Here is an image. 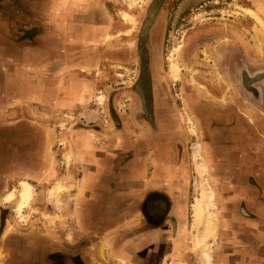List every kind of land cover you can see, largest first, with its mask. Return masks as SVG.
Wrapping results in <instances>:
<instances>
[{
  "label": "crops",
  "instance_id": "crops-1",
  "mask_svg": "<svg viewBox=\"0 0 264 264\" xmlns=\"http://www.w3.org/2000/svg\"><path fill=\"white\" fill-rule=\"evenodd\" d=\"M26 1L31 31L0 34V129L23 135L0 148V189L25 179L34 196L23 221L14 212L18 219L5 223L4 263L201 264L189 242L188 202L202 179L189 150L174 143L168 122L154 128V118L142 120L133 95L126 118L93 106L100 80L85 72L105 54L95 33L105 24L97 0H65L59 11L57 0ZM11 22L1 11L2 32ZM245 102L230 98L217 108L212 99L196 113L218 219L210 264H264V101ZM62 113L73 120L65 121L63 149L56 145ZM56 183L65 187L51 196ZM8 223L13 231H5Z\"/></svg>",
  "mask_w": 264,
  "mask_h": 264
},
{
  "label": "rangeland",
  "instance_id": "rangeland-1",
  "mask_svg": "<svg viewBox=\"0 0 264 264\" xmlns=\"http://www.w3.org/2000/svg\"><path fill=\"white\" fill-rule=\"evenodd\" d=\"M254 1L256 0H166L165 3H162L163 6L158 11L157 17L151 25L148 34L149 41L146 43L148 51L147 61L152 82L153 104H150L154 114L152 127L159 128L160 124L165 126V123L168 122V130L178 137L174 140V143L181 148L184 146V149L189 150L190 158L196 162V170L202 159L206 164L203 172H200L199 169L197 170L198 175L202 179L199 193L190 197L188 202L191 204L189 206L192 212V219L189 217V223L191 222V229H193V231L189 232V242L191 246L193 245L191 249H194L193 251L196 250V253L198 251L199 256H201V264L211 263L212 241L216 239L218 219L216 213L211 210L215 208L213 202L214 191L206 177L208 173V158L204 153V148L198 135L201 127L198 126L196 113H200L198 104L202 108H207V103L209 101L212 102V99H214L217 102L215 104L217 108L224 107L225 105H221L219 101L225 100L229 102L230 98L234 100L238 98L239 100V97L245 95L242 92L245 89L234 86L238 85L235 81L239 77L237 69L243 65L242 59L247 63L248 73L251 75L257 69H264V29L247 11L248 9L254 11L264 22V1L256 3ZM36 2L47 3V1L41 0H36ZM139 2L143 3L145 0H97L95 6L98 11L102 12L104 22L109 25L110 33L114 36L108 32L106 23L100 27V33L95 32L96 36L99 34L101 41H104L101 46L105 54L103 53L101 56L99 67H96L99 70V74H96L98 71L95 67L93 70L90 68L89 71L85 72L88 78L98 75L97 79L100 80L98 82L100 83L99 90L105 95L104 97L101 93H97L95 101L98 103L93 106H98L101 110H104L103 107L106 105L112 111H115V109L116 111L119 110V115L124 118L127 117L131 110V107H128L130 101L128 97L131 96L127 90H131L129 84L139 72L141 59L138 55H136L135 59H131L133 41L131 39L127 40L123 36L131 35L137 26V18L140 15L139 12H142V8L135 6L134 12L136 15L131 12V9ZM0 3H2L0 12L7 13L12 19V27H8V34L2 32L5 30V23H0L2 39L6 36H10V38L20 37L17 34L21 35L31 31L32 12L30 9L28 11H23L22 9L32 3L26 0H13L9 3L1 0ZM3 3L6 4L3 5ZM38 3H36V6H38ZM60 3L64 4L65 0H57L56 9L58 11L63 5ZM143 6H145L144 3ZM123 12L130 16L132 15L135 23H131L130 20L126 21L123 18ZM122 22L125 25H122ZM124 27L126 29L117 33L119 29ZM135 33L138 39L139 30L136 29ZM129 37L131 38V36ZM29 42L30 45L32 41ZM241 53L245 55L242 56L240 55ZM234 54L237 55L236 59ZM245 56L246 58H243ZM230 59L234 64H232L233 66L230 65L229 71ZM175 62H178L177 64L179 65V70L176 74L171 71L172 63ZM229 74L232 77L230 83L226 81L229 78ZM229 79L231 80V78ZM233 80L235 81L233 82ZM255 86L264 95V82H257ZM119 91L121 92L120 94ZM248 105L250 104L248 103ZM231 106L235 109L241 105L232 103ZM28 112V116L34 119L35 111L29 110ZM15 116L16 113L10 117ZM89 117L87 115V118ZM0 132L4 138V134H6V137L10 135L11 138L17 137L19 142L23 140V135L15 127L9 128L1 125ZM40 142L42 145V135L40 136ZM21 181L29 183L25 179L19 180L17 196L16 188H12L3 198L4 202L12 200L15 202L16 210L13 209V204L8 206L6 203L3 206L6 209V216L14 221L18 219L14 216L15 211L20 218H24L22 210L30 205L34 196L32 188L31 199L25 207L20 208L19 193L21 191ZM14 182L11 181V183ZM64 187L63 184L56 183L50 189L49 194L54 196L63 190ZM206 191L207 194L209 193L212 196L210 201H207L206 197L203 198ZM10 193H13L11 197L9 196ZM15 196L16 199H14ZM196 201L201 202L203 210L201 222L200 224L197 223L199 224L197 226L193 209ZM209 213L212 214L210 218H208ZM207 219H212L210 221L214 223L213 235L211 233L206 235L205 233L204 226ZM13 220L12 222H14ZM13 230V224L8 223L5 231L10 232ZM203 242L204 246H202ZM5 254L6 250L0 248V258L4 257Z\"/></svg>",
  "mask_w": 264,
  "mask_h": 264
},
{
  "label": "flooded vegetation",
  "instance_id": "flooded-vegetation-1",
  "mask_svg": "<svg viewBox=\"0 0 264 264\" xmlns=\"http://www.w3.org/2000/svg\"><path fill=\"white\" fill-rule=\"evenodd\" d=\"M165 1L166 0H145V2H143L145 4V6H143L142 2H139V3L135 4L133 6V8L131 9V12L134 13L135 15H136V13L134 12L135 6H139V7L142 8V12L141 11L139 12L140 15L138 16V18L136 17L137 18V26H136L135 30H133L134 32H132V34L129 35V36H131V38L129 36H123V37L127 38V40L131 39L133 41V44L131 45V59H135L136 55H138L140 57V59H141V64L139 66V72L133 78V80H131V83L129 84V87H130L131 90H127V91L130 92V94L128 93L130 96L133 95L139 100V103H140L139 106L141 108V110H139V112L141 114L145 113L144 114L145 118L142 115V117H143L142 120H144L146 123L148 122V124L151 123V120H148V119L149 118H153L154 114H153V108L150 107V104L151 103L153 104L152 91H151L152 90V86H151L152 82H151V76H150L149 63L147 61V58H148V53L147 52L148 51L146 49V43H148V41H149L148 34H149V31H150L151 25L154 22L155 18L157 17L158 11L160 10V8H162V6H163L162 3H165ZM263 1L264 0H256V1H254V3L263 2ZM252 9H254V8H252ZM101 16H102V19L104 20L102 12H101ZM122 25H125V24L122 22ZM107 26H108V32L110 33L109 25L107 24ZM124 29H126V28L124 27L123 29H119L117 31V33L120 30H124ZM136 29L139 30L138 39L136 38V33H135ZM110 35H112V33H110ZM112 36H114V35H112ZM225 39H227V38H225ZM103 42L104 41H101V45L103 44ZM126 45H127V43H126ZM240 55L243 56L245 54L241 53ZM236 56L237 55L234 54V58L235 59H236ZM230 57H231V55H230ZM243 58H246V56L243 57ZM235 59H234V61H235ZM232 62L233 61H231V59H230L229 71H230V65L233 66L232 64H234ZM242 63H243V65H241L237 69V71L239 73V77L237 78L236 81L233 80V82L235 81V82L238 83V85H234V86H236V87L239 86V88L245 89V91H242L243 93H245V95H242L241 97H239V100L237 98V100L238 101L244 100L243 101L244 103H246L245 100L246 101H250V103L251 102L255 103L257 101L259 102L261 100L264 101V95L262 94V92L257 90V89L253 90V88H252V87H254V89H255V87H256L255 83L264 82V76H263L264 69H257L251 75V74L248 73V69H247L248 65H247V63H245V61L243 59H242ZM256 73H258V74L256 75ZM229 78H231V80ZM229 78L226 80L228 83H230V81H232V77L230 76V74H229ZM101 94L105 97V95L102 92H101ZM182 98H183V96H182ZM128 99H130V101L128 103V107H131V97H128ZM104 100H105V98H104ZM96 103H98V102L96 101ZM103 103H104V101H103ZM198 106H199V104H198ZM103 109H104V111L108 110V112L111 115L113 114V113H111L112 110L110 108L108 109V107L106 105H104ZM99 110H101V108H99ZM118 111L119 110L116 111V109H115V111H113V112L115 113V115L119 116ZM199 111H200V113H206L208 111V109L204 108V107L202 108V106H199ZM130 112H131V110H130ZM71 116H72L71 113H62L60 115V117H63L64 119L60 120L59 124H58V125H60L58 127H59V130L61 131V133H59V139L57 140V144L56 145L58 147H61L62 149L65 146V139H64V135H62V132L65 130V128L67 126V123L73 121V120L72 121H68V120H71V118H72ZM61 122H63V124H61ZM161 127H162V125L160 124L159 128H161ZM4 135H5V138L2 137L1 132H0V148H2L3 142L6 140V134H4ZM60 155H61L60 158L63 161L62 165L63 166H65V165L68 166L69 163H70V154H69V152H65L64 154H60ZM2 179L4 180V177H2ZM19 180H21V179H12L11 181H13V182L15 181L14 183H11V181H10L9 184L6 185L7 187L3 186V188L0 189V203H2V201H4L3 198H4L5 194L9 190H11L12 188H16V196H17V190L19 188V186H18L19 185ZM27 181H29V180H27ZM33 192H34V189H33ZM16 196L14 197V199H16ZM6 203L8 204V206H9V204H13L14 205L13 209L16 210L14 200L6 202ZM28 207L30 208V205ZM5 212H6L5 207H1L0 206V236H1L2 232H3V228L5 226V223L7 222L8 219H10V218H8L6 216ZM18 218H20V216ZM19 220H24V218L23 219L20 218ZM8 259H9V257L8 258L6 257V261ZM4 260H5V255H4V257L0 258V264H5Z\"/></svg>",
  "mask_w": 264,
  "mask_h": 264
},
{
  "label": "bare ground",
  "instance_id": "bare-ground-1",
  "mask_svg": "<svg viewBox=\"0 0 264 264\" xmlns=\"http://www.w3.org/2000/svg\"><path fill=\"white\" fill-rule=\"evenodd\" d=\"M248 11V13L252 16V17H254V19L261 25V27L264 29V22L262 21V19L254 12V11H252V10H250V9H248L247 10ZM123 18L126 20V21H128V20H130L131 21V23H135V20H134V18H133V16L131 15H128L127 13H125V12H123ZM133 26V25H132ZM135 26V25H134ZM134 28V27H133ZM176 49V48H175ZM179 54V53H178ZM177 56V55H176ZM179 56V55H178ZM175 61V60H174ZM178 63V62H177ZM176 62L175 63H172V66H171V71L173 72V73H178V70H179V65L177 64ZM200 164L198 165V169H199V171L200 172H203L204 170H205V168H206V164L204 163V160L202 159L201 160V162H199ZM197 169V170H198ZM204 174V173H203ZM20 185H21V191H20V193H19V195H20V204H19V206H20V208L22 209L23 207H25L27 204H28V202H29V200L31 199L30 197H31V195H32V187H31V185L28 183V182H26V181H21L20 182ZM57 189V188H56ZM204 189V188H203ZM202 189V190H203ZM203 191H205V190H203ZM13 195V193H10L9 194V196L11 197ZM204 197H206L207 198V201H210V199H211V197L212 196H210V194L208 193L207 194V191H206V193H204V195H203V198ZM194 217H195V222H196V226L197 225H199L200 224V220L202 219L201 217H202V207H201V202H199V201H196V203H195V205H194ZM210 217H212V214L211 213H209V215H208V218H210ZM212 221V219H207V222H206V224H205V226H204V229H205V233H206V235L207 234H212L213 232H214V223L213 222H211ZM197 223H199V224H197ZM204 233V232H203ZM213 235V234H212ZM203 240V239H202ZM202 240H200V241H202ZM203 245L202 246H204V242L202 243ZM197 246V245H196ZM198 247V246H197ZM200 247V246H199ZM206 247V246H205ZM204 247V248H205ZM204 248H202V249H204ZM206 249V248H205ZM208 250V249H207ZM208 255V254H207Z\"/></svg>",
  "mask_w": 264,
  "mask_h": 264
},
{
  "label": "water",
  "instance_id": "water-1",
  "mask_svg": "<svg viewBox=\"0 0 264 264\" xmlns=\"http://www.w3.org/2000/svg\"><path fill=\"white\" fill-rule=\"evenodd\" d=\"M253 88V90H256L257 89V87H255V89H254V87H252ZM257 90H259V89H257Z\"/></svg>",
  "mask_w": 264,
  "mask_h": 264
}]
</instances>
